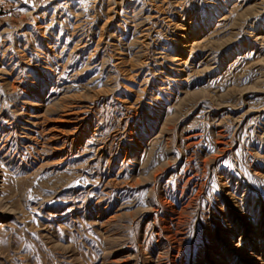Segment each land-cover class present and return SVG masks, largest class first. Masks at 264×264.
I'll list each match as a JSON object with an SVG mask.
<instances>
[{"label":"rangeland","instance_id":"374dc122","mask_svg":"<svg viewBox=\"0 0 264 264\" xmlns=\"http://www.w3.org/2000/svg\"><path fill=\"white\" fill-rule=\"evenodd\" d=\"M0 264H264V0H0Z\"/></svg>","mask_w":264,"mask_h":264},{"label":"bare ground","instance_id":"6f19581e","mask_svg":"<svg viewBox=\"0 0 264 264\" xmlns=\"http://www.w3.org/2000/svg\"><path fill=\"white\" fill-rule=\"evenodd\" d=\"M154 12L156 14H158L159 17L164 16L165 19H167L169 17V15L163 14V9L161 7H155ZM157 17H154V19L157 18ZM146 30H147V28H146ZM143 31H145V30H143ZM177 31H179L178 32V35L176 36V38L178 39L177 41L179 42L178 43L179 48L181 50H183V51L188 50V49L191 50L192 49V44L189 45V35L187 34L186 29L185 28H178ZM143 36L145 37V34ZM193 45H195V44H193ZM179 60L180 59H177L176 61H179Z\"/></svg>","mask_w":264,"mask_h":264}]
</instances>
